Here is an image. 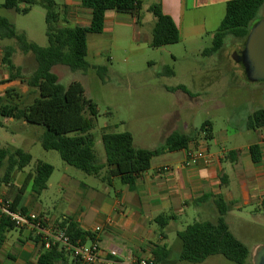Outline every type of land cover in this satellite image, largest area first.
Instances as JSON below:
<instances>
[{
  "label": "crops",
  "instance_id": "0c3cea01",
  "mask_svg": "<svg viewBox=\"0 0 264 264\" xmlns=\"http://www.w3.org/2000/svg\"><path fill=\"white\" fill-rule=\"evenodd\" d=\"M229 1L231 0H161V3L163 12L173 19L180 31L179 44L193 45L202 44L205 38L213 40L214 33L225 17ZM5 2L6 0H0V5L3 6ZM55 2L64 11L62 15H65V24L72 27L91 25L92 11L83 7L82 0ZM140 16L141 20L137 22V17L132 14L108 11L104 32L88 36V54L91 50V38L104 34L111 36L114 47L142 53L147 46H151L155 18L152 30L146 31L142 13ZM22 32L30 41H34L27 31ZM4 40L0 39V96H4L10 88L27 96L31 91L27 84L20 80L8 81L9 71L3 62L4 49L16 48L15 54H21L20 64L14 63V56L13 63L27 76L35 72L36 60L30 54H23L15 41L11 40L13 42L9 43ZM123 41L127 44L126 47L121 46ZM204 50L199 49V53ZM170 56L177 60L175 54L170 53ZM211 66H214L212 71L223 70L222 60ZM240 73L242 76V71ZM214 78L218 84L223 82L219 74ZM212 84L214 81L209 82L208 87ZM252 84L253 87L245 82L237 85V103L222 122L217 118L207 120L212 124V140L207 141L200 134L187 150L166 152L153 158L150 170L141 174L134 189L124 185L119 179L113 180L109 186L97 178L104 185L100 192L92 186L74 183L72 177L64 176L58 187L62 191H69L72 196H66L69 208L63 210L62 218L50 219L41 209V205L33 197L27 199L25 194L18 208L25 209L27 213H37L48 223L71 217L84 231L90 232L97 239L95 242L104 250L117 251L119 259L127 263L153 259L154 248L164 246L170 251L169 263L176 264L180 259L182 246H178L172 239L173 234L178 236L191 221L216 222L219 213L215 199L210 198L201 203L196 201L209 195H222L231 206V211L224 217L225 221L235 237L249 248L251 257L259 245H264V236H256L259 228L264 231V128H248L250 116L264 110V82ZM179 87L181 86L167 87L166 90L172 92L179 90ZM186 89L188 92L182 90L185 94L199 95L198 92H192L187 87ZM198 130L200 129L191 130L188 127L179 132L193 134ZM254 145H258L261 152L258 163L254 162L251 152ZM196 149L204 152L206 160L189 166L188 155ZM50 180L47 189L52 186ZM11 186L13 184L10 183L0 189L7 199ZM14 198L15 196L9 200L13 202ZM84 202L88 209L84 208ZM162 215L174 217L165 228H161L156 222ZM198 218L202 221H196ZM178 222L187 223L186 227H178ZM14 230L19 231V237L17 241L9 242V234ZM14 230L7 234L0 252V264H7L8 261L10 264H37L43 252L42 243L35 242L36 235L32 229ZM254 238L257 242L251 249L249 239ZM92 242L89 240L86 243ZM66 264L75 263L72 258H68ZM248 264H252V261H248Z\"/></svg>",
  "mask_w": 264,
  "mask_h": 264
},
{
  "label": "trees",
  "instance_id": "16d2710c",
  "mask_svg": "<svg viewBox=\"0 0 264 264\" xmlns=\"http://www.w3.org/2000/svg\"><path fill=\"white\" fill-rule=\"evenodd\" d=\"M145 0H82V5L92 11V22L89 27H72L65 24L63 12L55 0H6L3 7L14 10L19 14H28L32 6H41L46 11V36L48 45L39 46L30 41L26 34L19 32L16 26L7 18L0 17V39L16 42L23 54H32L36 60L35 72L27 76L21 68L13 63L15 47L4 49L3 62L9 71L8 81L20 80L27 84L31 91L27 96L35 95L29 104H23L25 95L10 88L4 96H0V118L23 121L28 125L44 128L42 146L47 151H57L62 160L87 175L95 176L103 183L111 186L113 180L119 179L124 185L134 189L137 180L144 172L150 170L153 158L166 152L187 150L191 143L205 133V140L213 139L212 124L205 122L200 130L193 134L174 131L165 143L155 149H142L134 145V138L130 132H105L102 142L106 152V161L100 162L95 150L93 130L98 117V106L87 98L84 86L80 82H72L65 86L60 83L58 75L53 72L57 65L66 66L72 71L88 72L91 64L88 57V36L102 34L105 29L108 11L132 14L140 22ZM21 5H26L23 8ZM264 6V0H231L227 3L225 17L214 33L212 46L202 53L211 57L225 47L227 37H234L241 41V47L246 43L252 28L259 23L258 15ZM66 9L65 7H63ZM148 11L155 18L151 47L162 48L178 44L181 40L180 31L173 19L163 12L161 0L153 3ZM102 80L105 79L107 68L96 67ZM174 75L173 70H167ZM247 81V74L244 70ZM251 82V81H249ZM182 90L187 91L185 87ZM26 96V97H27ZM0 126H3L0 121ZM248 128L257 130L264 128V110L253 113L248 119ZM253 160L260 162L261 152L258 145L251 147ZM33 160L30 153L22 149L12 151L0 144V170L6 166L5 174L0 180L2 184H10L15 172L23 171ZM55 168L46 162H38L34 173L26 176L24 183L13 200V209H19V204L28 187L32 192L41 196L47 189L49 180ZM215 199L219 213L216 222H194L178 233L182 243L179 261L199 264L209 257L221 255L236 264H248L249 248L235 237L225 221V215L231 211V206L222 195L205 196L197 200L204 202ZM264 208V202H263ZM41 218H43L41 216ZM174 217L162 215L156 219L161 228H165ZM45 225L47 223H44ZM44 225V226H45ZM59 230H64L74 242H95L97 239L71 217L63 218L54 223ZM17 229L15 224L6 216L0 214V252L4 246L7 234ZM35 233V242L42 243L43 252L37 264H66L72 258L59 244L46 248L44 234ZM156 264H170V251L164 246H156L153 250ZM73 259L75 264H81Z\"/></svg>",
  "mask_w": 264,
  "mask_h": 264
},
{
  "label": "rangeland",
  "instance_id": "374dc122",
  "mask_svg": "<svg viewBox=\"0 0 264 264\" xmlns=\"http://www.w3.org/2000/svg\"><path fill=\"white\" fill-rule=\"evenodd\" d=\"M154 2L155 0H145L142 16L146 31L152 30L154 25V16L147 10ZM0 17L7 18L18 31H27L33 42L38 45L41 44L42 47L48 45L46 11L41 6H32L28 14H19L0 5ZM258 17L264 19V6ZM93 37L87 57V61L91 64L88 72L72 71L61 65L55 66L53 72L65 86L72 82H80L85 88L87 98L97 104L98 117L92 132L95 137V150L102 163L106 161L102 142L105 132H130L133 135L135 147L155 149L163 145L166 137L173 131H181L188 127L191 130L200 129L205 121L212 118L222 122L237 103V85L245 82L246 85H250L249 87H253L252 82L244 78V68L235 58L241 48V41L232 36L227 37L222 52L211 56L212 58L199 53V49L203 50L212 46L213 40L209 38H205L202 44L178 43L164 48L147 46L142 53H133L124 48L114 47L109 34ZM126 45L124 41L121 44L122 47ZM95 47H98L96 51H94ZM170 53L176 55V61L171 58ZM20 55V53L14 55L16 65L20 64ZM30 56L33 58V55L30 54ZM219 60H222L223 70L212 71L214 66L211 65L219 63ZM99 66L107 68L104 80L97 73L96 67ZM167 70H173L174 75L169 74ZM218 74L223 81L222 85L215 82L214 77ZM211 81H214V84L208 87ZM177 86L187 87L192 92H198L199 95L185 94L181 87L172 92L166 90L167 87L176 88ZM34 97L35 95L25 96L23 104L31 103ZM0 121L3 124L0 126V144L12 151L22 149L33 157L28 167L14 174L11 180L13 186L7 195L9 199H13L28 173H34L38 162H46L54 166L55 171L50 180L52 186L41 196L35 195L31 187H28L25 197L27 199L33 197L50 219L62 218L63 210L69 208L66 196H70V192L62 191L58 187L64 176L72 177L74 183L89 185L100 192L103 191L104 185L95 176L87 175L67 165L57 151H47L43 148L44 128L17 120L0 118ZM5 168L6 166L0 170V180L5 174ZM6 185L2 184L4 187ZM71 199L75 201L74 198L71 197ZM84 208L88 209L86 202H84ZM196 221H202V219L198 218ZM193 222L191 221L190 224ZM186 224L178 222L177 226L184 229ZM256 236L263 237L264 231L259 228ZM18 237L19 231H12L8 237L9 242L17 241ZM172 239L178 246H182L176 233L173 234ZM255 242H257L255 238L249 239L251 249ZM252 257L253 254L248 261H252ZM10 263V261L7 262V264ZM176 264L194 263L177 261ZM199 264L236 263L217 255Z\"/></svg>",
  "mask_w": 264,
  "mask_h": 264
},
{
  "label": "built area",
  "instance_id": "2783aa9c",
  "mask_svg": "<svg viewBox=\"0 0 264 264\" xmlns=\"http://www.w3.org/2000/svg\"><path fill=\"white\" fill-rule=\"evenodd\" d=\"M205 139V133H201ZM202 160H206L203 151L193 150L189 153L187 165H198ZM167 170V168H164ZM13 202L0 192V214L8 217L17 227V229L28 228L35 230L38 234H44L46 248L59 244L72 258L78 260L81 264H156L154 259L136 261L127 263L119 259L117 251H106L98 242L80 243L74 242L64 230H59L54 223H48L37 213H22L14 210ZM44 223H47L46 225ZM45 225V226H44Z\"/></svg>",
  "mask_w": 264,
  "mask_h": 264
},
{
  "label": "water",
  "instance_id": "95a60500",
  "mask_svg": "<svg viewBox=\"0 0 264 264\" xmlns=\"http://www.w3.org/2000/svg\"><path fill=\"white\" fill-rule=\"evenodd\" d=\"M251 82H264V19L251 30L246 43L236 53ZM252 264H264V245L253 252Z\"/></svg>",
  "mask_w": 264,
  "mask_h": 264
}]
</instances>
